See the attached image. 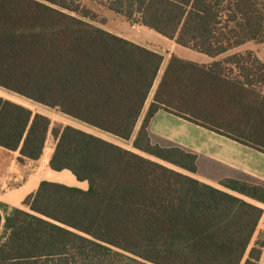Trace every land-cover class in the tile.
Instances as JSON below:
<instances>
[{
    "label": "trees",
    "instance_id": "16d2710c",
    "mask_svg": "<svg viewBox=\"0 0 264 264\" xmlns=\"http://www.w3.org/2000/svg\"><path fill=\"white\" fill-rule=\"evenodd\" d=\"M85 2L210 58L264 45V0H0V89L138 152L0 96V148L38 161L51 137L48 167L87 183L42 181L21 209L0 205V264H258L262 208L189 176L197 156L149 127L165 111L264 154V64L172 55L132 139L163 57L89 23ZM220 184L264 205V186Z\"/></svg>",
    "mask_w": 264,
    "mask_h": 264
},
{
    "label": "crops",
    "instance_id": "0c3cea01",
    "mask_svg": "<svg viewBox=\"0 0 264 264\" xmlns=\"http://www.w3.org/2000/svg\"><path fill=\"white\" fill-rule=\"evenodd\" d=\"M127 23V21H123L117 26H105L101 29L133 44L153 51L163 57L158 77L147 99L143 114L135 129L132 139L139 128L150 102L152 101L156 87L172 55L187 62L207 66L213 62L221 61L235 53L251 51L255 53L259 60L264 64V56H259L255 49L248 47L250 44H254L255 42L245 44L217 58H210L206 55L178 46L174 41L165 39L157 34V37H155L149 33V35H147V37L144 36V38L141 34H128L125 31V25ZM132 26H135V28L132 27L133 29L138 27L139 29L147 30L138 24H132ZM147 31L151 32L149 30ZM149 38L152 40L148 41ZM1 91L2 90L0 89V92ZM10 95L7 92H5L4 95L0 94V96L4 98L10 99L32 109V107L27 106V103L24 102L26 100L22 98L19 100V97H17V100H14L11 98L14 95L11 97ZM31 104L43 107L38 104ZM149 135L153 144L166 148L179 147L187 152L195 154L197 156V173L188 174L192 178L261 207L263 214L257 226L253 241L261 235H264V205L255 203L254 201L240 196L224 188L220 184L223 180H236L264 186L263 153L241 145L227 137L218 135L165 111H159L155 114L150 123ZM124 143H127L128 145L125 146ZM131 143L132 141L125 142L121 140L116 141L115 144L126 150L138 153L132 148ZM52 149L53 146L50 150H48L46 145L43 154L38 161L24 160L19 162L18 153L9 152L0 148V205H3L7 212L12 209H21L25 198L33 194L42 181L63 184L65 186L75 187L81 190L87 189V183L78 182L70 172H55L48 167ZM201 171H203V174H200ZM0 214L2 216V224L5 213L1 210V208ZM258 264H264V245Z\"/></svg>",
    "mask_w": 264,
    "mask_h": 264
},
{
    "label": "rangeland",
    "instance_id": "374dc122",
    "mask_svg": "<svg viewBox=\"0 0 264 264\" xmlns=\"http://www.w3.org/2000/svg\"><path fill=\"white\" fill-rule=\"evenodd\" d=\"M85 4L87 6H89L97 15V19L95 21H89V23H91V24H93L99 28H102L105 26L114 27V26L119 25L120 22L125 21L124 18L117 16V15H114L113 13L109 12L108 10H106L102 7H99V6L94 5V4L91 5L89 2H85ZM128 23L125 25V28H126L125 31L128 34L137 33V34H141L144 38V36L147 37V35H149V33H151V35H154L155 37H157L156 34H154V33L152 34V32H148L147 30H144V29H139L138 27L136 29H133L132 24H130V23L128 24ZM150 40H152V39L149 38L148 41H150ZM150 43H153V42H150ZM248 47L255 49L258 52L259 56H262V57L264 56V45L258 44V43H254V44L252 43ZM0 94L4 95L5 92L1 91ZM11 96L12 95H10V97ZM11 98H13L14 100L18 99L17 97H14V96H12ZM19 100H21V99L19 98ZM24 102L27 103V106L32 107V110L34 112H39V113L47 115V117H49L51 119V122L53 124H61L63 126H66V125L72 126L76 129L83 130L84 132H87L89 134L100 137V138H102L108 142L113 143V144H115L116 141H121L120 139H117L111 135L102 133V132H100L96 129H93L89 126H86L85 124H82L76 120H73L71 118L63 116L60 113L55 112L54 110H49V109L44 108V107L35 106L28 101H24ZM124 145L126 146L128 144L124 143ZM52 146H54V142H53L52 138L50 137L48 139V142H47V149L50 150L52 148ZM202 172L203 171H201L200 174H203ZM1 236H2V231H0V238H1Z\"/></svg>",
    "mask_w": 264,
    "mask_h": 264
},
{
    "label": "built area",
    "instance_id": "2783aa9c",
    "mask_svg": "<svg viewBox=\"0 0 264 264\" xmlns=\"http://www.w3.org/2000/svg\"><path fill=\"white\" fill-rule=\"evenodd\" d=\"M133 28H135V26H133Z\"/></svg>",
    "mask_w": 264,
    "mask_h": 264
}]
</instances>
